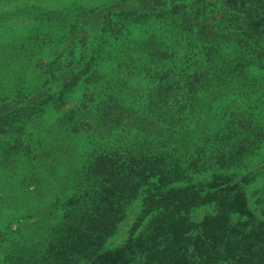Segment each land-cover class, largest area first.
I'll list each match as a JSON object with an SVG mask.
<instances>
[{"label":"trees","instance_id":"trees-1","mask_svg":"<svg viewBox=\"0 0 264 264\" xmlns=\"http://www.w3.org/2000/svg\"><path fill=\"white\" fill-rule=\"evenodd\" d=\"M20 15L36 26L0 41V144L15 140L5 141L7 149L0 145V169L16 172L13 160L27 148L18 133L31 132L48 108L62 107L80 82L96 85L107 62L112 71L137 75L150 93L136 108L139 89L128 100L121 90L109 91L117 83L106 80L93 122L87 100L68 118L76 139L87 133L110 138L125 128L154 142L124 154L111 146L87 166L77 154L80 140L61 150L64 157L53 150L57 162L73 165L71 192L58 184L46 190L34 169L52 151L34 146L29 153L40 149L28 158L34 168L23 176L40 183L27 196L31 219L10 234L0 227V264H264V155L246 159L264 140V123L240 101L263 84L250 69L264 59V0L22 6L0 12V22ZM50 45L55 55L47 61ZM28 72L37 73L30 84ZM252 186L260 214L248 203ZM60 192L69 196L65 203ZM139 193L128 236L107 247ZM200 207L209 211L195 219ZM2 209L11 203H2L0 215Z\"/></svg>","mask_w":264,"mask_h":264},{"label":"rangeland","instance_id":"rangeland-1","mask_svg":"<svg viewBox=\"0 0 264 264\" xmlns=\"http://www.w3.org/2000/svg\"><path fill=\"white\" fill-rule=\"evenodd\" d=\"M114 0H11L9 2L0 1V12L4 11H13L17 10L20 7L25 6H38L44 9L51 10H63L68 6H77L81 5L83 7H98L103 6L105 4L110 3ZM36 23L32 18H27L25 16L20 15L17 19H11L5 22H0V41L11 40L19 35H25L27 32H30L34 29ZM134 31L141 30V27H135ZM54 45H50L48 48L44 49L43 58L47 61L53 59L55 55V49H53ZM58 47V46H55ZM181 48L178 50V55L181 53ZM192 53H190L189 58H192ZM195 58L196 56L193 55ZM112 63V62H111ZM110 62L105 64V67L100 71V74L103 75L102 78L96 85L86 84L84 82H80L69 94L66 96L63 106L60 108H48L45 112L39 115L38 126L31 129V132L27 131L19 132L17 140H21L24 146H20L25 149V155H18L14 158L13 163L16 164L17 171L14 172L12 169L3 170L0 169V189L6 190L7 195L2 196L0 198V206L2 203L9 201L11 203L12 209H2L4 212L0 215V227L4 230V232L10 234L12 230L18 227L21 223L26 220V216H29L31 219V215H28V204H31L28 199V194L34 192L40 183H37L39 180L36 179H24V175L26 173L30 174L32 172L34 165L30 166L31 162L28 158L29 155L39 152L40 149H35L31 153L30 150L33 149L34 146L40 145L41 148L48 147L52 154L46 152L47 157L45 161L42 162L41 168L39 171L34 169V171L38 172L41 177L45 179H41L46 186V190L56 191L58 190H69L71 192L73 190V185H67L69 178L68 176L73 172V165L68 163L67 160L63 162H57V157L54 156V151H57L59 155L65 156L66 151H63L61 154V150L65 148V146H70L73 149V140H80L79 145L77 144L76 150L79 156V160L81 164L86 165V161L90 159L92 156H95L99 153L108 152L111 146L119 147L122 154L126 153V151H141L145 150V143L154 142V140L143 139L138 136V132L133 129H118L114 131L110 138H99L94 134H82L80 138L76 139V132L72 130L76 125L73 122L69 121V117H74L77 113V106L83 101L87 100L91 121L95 119V104L99 100L100 97L104 96L105 87H100L101 84H106V80L109 81V84L117 83V86L114 88L110 86L109 91H120L124 93V97L128 100H131V96L134 94L132 91L135 90L140 99L136 101V108L141 109L142 101L144 96L148 94V90L145 89L143 84H137L138 76L135 74H127L123 70H110ZM250 72L252 74H256L257 78L263 83L259 90L254 92L248 97L241 98V107L246 108L249 111L256 114L258 120L264 123V59L257 64L255 67H251ZM36 72H28L25 76L26 82L29 84L34 82L36 79ZM107 78V79H106ZM113 79V82L111 80ZM125 82V84H124ZM143 85V86H142ZM142 87V89H141ZM150 93V92H149ZM87 95V96H86ZM86 96V97H85ZM92 98V101H91ZM95 103V104H94ZM34 123V122H32ZM29 125V123H28ZM26 125L24 129L28 126ZM82 126V125H81ZM13 144L15 140L13 137H7L4 142L0 144L3 146L2 149H7V143ZM152 142V144H153ZM2 151V150H1ZM28 151V152H27ZM264 155V140H257L253 153L246 154V159L248 158H261ZM14 156V155H13ZM12 156V157H13ZM12 163V165H13ZM87 166V165H86ZM18 175V176H17ZM35 178V177H33ZM36 180V181H35ZM55 184L57 185V189H55ZM43 188V186H42ZM255 186L250 187L247 191L248 203L252 210H255V214H260V208L256 207V195L255 194ZM0 191V196L4 194ZM62 195L61 201L65 203L68 199V195L64 192H60ZM31 196V195H30ZM27 197V198H26ZM143 194L139 193L135 199L131 201L129 204L125 218L118 224L117 229L108 241L106 246L113 247L116 245H120L128 236L129 230L132 227V224L138 215L141 202H142ZM17 204H14V202ZM75 205V204H73ZM66 207V206H65ZM63 208V205H62ZM209 209L205 207L197 208L194 212V218L200 219L202 215L208 212Z\"/></svg>","mask_w":264,"mask_h":264}]
</instances>
